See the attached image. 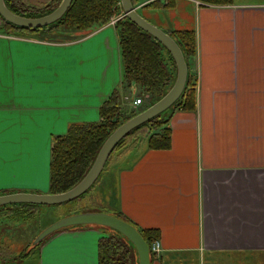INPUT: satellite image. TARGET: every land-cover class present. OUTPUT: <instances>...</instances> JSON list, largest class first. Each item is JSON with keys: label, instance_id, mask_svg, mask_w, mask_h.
Returning <instances> with one entry per match:
<instances>
[{"label": "crops", "instance_id": "crops-1", "mask_svg": "<svg viewBox=\"0 0 264 264\" xmlns=\"http://www.w3.org/2000/svg\"><path fill=\"white\" fill-rule=\"evenodd\" d=\"M170 1L141 16L168 34L194 31L195 109L169 114V149L121 150L103 182L128 222L159 232L151 264H264V3ZM68 35L0 23V192H46L51 139L99 122L115 89L123 96L117 30ZM100 232L53 236L47 264H97Z\"/></svg>", "mask_w": 264, "mask_h": 264}, {"label": "trees", "instance_id": "trees-1", "mask_svg": "<svg viewBox=\"0 0 264 264\" xmlns=\"http://www.w3.org/2000/svg\"><path fill=\"white\" fill-rule=\"evenodd\" d=\"M7 8L16 15L38 17L56 9L62 0H4ZM214 6L232 4V0H196ZM135 6L137 0H131ZM173 2L166 5L152 4L156 9L171 8ZM151 6V5H150ZM123 15L120 0H73L64 16L54 25L45 28L48 32H62L72 41L82 39L96 30L105 27L111 18ZM3 28L10 34L23 35L38 32L13 27L1 19ZM118 32V45L122 64L121 89L131 92L132 87L142 89L146 98L136 109L124 104L115 89L111 96L99 108V122L92 124H72L66 134L55 136L51 140L49 164V194H60L72 189L90 169L98 151L108 136L120 125L148 106L159 100L169 87L174 72L173 59L167 50L155 39L139 29L128 19L122 18L115 25ZM47 32V33H48ZM59 33V32H58ZM53 34V33H52ZM73 34V35H72ZM175 41L187 63L188 78L180 102L175 109L193 111L195 109L196 77L192 73L191 62L196 54V38L192 30H177L169 33ZM67 37V36H64ZM168 67H172L169 69ZM167 121L159 118L133 130L124 137L110 154L104 170H107L121 150L138 149L145 142L147 149L152 151L167 150L171 146V131ZM99 181L96 182L95 186ZM93 186L85 195L75 201L61 205L58 213L62 219L80 212H101L98 199L93 194ZM91 193V194H90ZM102 193V202H105ZM115 201V199H114ZM113 204L112 202H109ZM116 204V203H115ZM60 206V207H61ZM109 207V206H108ZM110 208V207H109ZM38 210L37 206L24 205L17 209L0 211V218L32 219ZM116 217H123L119 209L110 210ZM22 212V213H20ZM143 240L150 246L158 241L159 232L155 229H141ZM31 245L32 249L37 247ZM0 241V264L24 259L26 255L16 257L11 250ZM130 261L128 248L114 237H103L97 247V264H127Z\"/></svg>", "mask_w": 264, "mask_h": 264}, {"label": "water", "instance_id": "water-1", "mask_svg": "<svg viewBox=\"0 0 264 264\" xmlns=\"http://www.w3.org/2000/svg\"><path fill=\"white\" fill-rule=\"evenodd\" d=\"M72 2L73 0H62L59 6L50 13L38 17H26L14 14L7 8L5 1L0 0V23L2 24V19L13 27L24 30H36L38 31L37 33L45 34L48 32V29L45 28L59 21ZM120 4L123 10V15L121 16L128 19L139 29L155 39L172 57L175 73L172 75L169 87L159 100L151 103L143 112L124 122L108 136L98 151L88 172L72 189L60 194H49L48 184L47 191L42 193L0 192V211L10 208L17 209L24 205H33L38 208L39 206L58 207L75 201L79 197L85 195L95 186L96 182L99 181L95 186V188H97L104 179L106 174V170H104L105 164L117 144L133 130L153 119L159 118L162 121H168L167 118L169 114L175 110L177 104L180 102L188 78L187 63L181 50L168 33L162 31L138 14L136 9L132 6L131 0H120ZM109 23L106 26L113 27L109 25ZM133 101L130 104L132 108H138L139 106L133 107ZM166 111H170L168 112V116L162 118L161 115ZM82 228H98L105 231V233L100 232V239L103 237H114L116 240H120L129 251L134 252L137 264H151L153 255L151 254L150 246L141 237L139 233L140 230L128 222L124 217H116L112 212H80L64 217L45 228L35 238L33 246L41 244L45 239L55 233L59 234L63 231Z\"/></svg>", "mask_w": 264, "mask_h": 264}, {"label": "rangeland", "instance_id": "rangeland-1", "mask_svg": "<svg viewBox=\"0 0 264 264\" xmlns=\"http://www.w3.org/2000/svg\"><path fill=\"white\" fill-rule=\"evenodd\" d=\"M234 1L235 2L245 1L250 3H260V4L264 3V0H234ZM142 13L143 12L141 10H138V14L141 15ZM62 30H66V29L61 28L60 30H57L59 32L58 34L65 35L62 32ZM51 36H55V34L53 33ZM63 37L64 36H62V38ZM168 68L171 69L172 67H168ZM124 94L125 93H122L123 102L126 101ZM129 94H133L132 95L133 97H140L143 102L145 101L146 95L142 89L135 88V92ZM168 112L170 111L164 112L161 115V117L163 118L165 116H168ZM102 193L104 195L103 197L105 202H102ZM93 194L98 199L97 209H99V211L111 212L110 210H112V208L116 209L117 206L114 203L115 192L109 190L103 181L93 191ZM109 202H112L113 204H110ZM60 208H62V206L61 207L39 206L35 216L32 219L25 221L22 220L21 218H14V219H11L10 217L0 218V241H2L3 244H5L11 250V252H15L17 255H20L22 251L29 246V244H33L35 238L45 228L60 220L58 215ZM55 235H57V233L49 236L39 246L34 247L31 250L30 255L28 257L18 261L10 262L9 264H41L42 261L44 262L43 264H47V252L49 249V242ZM127 264H137L133 251H130V261L127 262Z\"/></svg>", "mask_w": 264, "mask_h": 264}, {"label": "flooded vegetation", "instance_id": "flooded-vegetation-1", "mask_svg": "<svg viewBox=\"0 0 264 264\" xmlns=\"http://www.w3.org/2000/svg\"><path fill=\"white\" fill-rule=\"evenodd\" d=\"M168 1H170V0H167V2L166 3H163L161 0H137V2H136V4H135V6L133 5V3L131 2V4H132V6L136 9V11L138 12V10H143V9H151V10H161V9H168V8H161V9H156V8H154V7H152V4H158V3H160V4H163V5H166L167 3H168ZM62 2V1H61ZM197 2H199V1H197ZM200 3V2H199ZM200 4H202V5H207V4H203V3H200ZM151 5V6H150ZM121 11H122V13H123V10H122V6H121ZM143 12V11H142ZM115 18H117V19H115ZM123 18V16H118V17H113V18H111L110 19V21H114V25H113V28H115V25L117 24V22L120 20V19H122ZM109 21V22H110ZM108 25V24H107ZM133 88V87H132ZM120 93H127V92H124L123 90L120 92ZM120 97H121V95H119ZM122 98V97H121ZM120 98V99H121ZM123 100V99H122ZM125 100H127L126 98H125ZM31 245H33V244H29V246L28 247H26L23 251H22V253L20 254V255H17L15 252H12L13 253V255H15L16 257H20L21 255H26V254H28L27 255V257L30 255V252H31V250H32V247H31ZM40 245V244H39ZM38 245V246H39ZM24 258H26V257H24ZM17 260H20V259H17Z\"/></svg>", "mask_w": 264, "mask_h": 264}, {"label": "built area", "instance_id": "built-area-1", "mask_svg": "<svg viewBox=\"0 0 264 264\" xmlns=\"http://www.w3.org/2000/svg\"><path fill=\"white\" fill-rule=\"evenodd\" d=\"M114 21H110L109 25L113 26ZM142 103L140 102V99H135L132 103L133 107H138L140 106ZM150 251L151 254L155 257H158L160 252H161V246L159 241H154L151 245H150Z\"/></svg>", "mask_w": 264, "mask_h": 264}]
</instances>
